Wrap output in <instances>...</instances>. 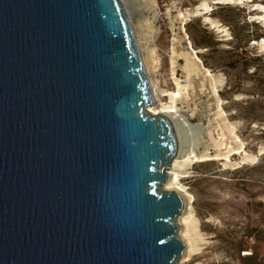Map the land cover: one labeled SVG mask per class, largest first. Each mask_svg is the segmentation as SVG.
<instances>
[{
    "label": "water",
    "instance_id": "1",
    "mask_svg": "<svg viewBox=\"0 0 264 264\" xmlns=\"http://www.w3.org/2000/svg\"><path fill=\"white\" fill-rule=\"evenodd\" d=\"M153 102L122 0H0V264H180Z\"/></svg>",
    "mask_w": 264,
    "mask_h": 264
},
{
    "label": "rangeland",
    "instance_id": "2",
    "mask_svg": "<svg viewBox=\"0 0 264 264\" xmlns=\"http://www.w3.org/2000/svg\"><path fill=\"white\" fill-rule=\"evenodd\" d=\"M124 1L154 97L148 109L158 113L161 105H173L184 155L209 158L177 169L193 197L191 231L198 249L180 264H264V40H259L264 29L247 21L264 14L246 3L155 0L154 8L146 10L141 0ZM201 3L213 9L189 18L182 34L175 31L178 13L194 12ZM146 19L149 24L137 28V21ZM177 33L184 38L180 43ZM193 38L206 46H195ZM188 41L202 66L224 80L220 102L199 64L179 56L190 54ZM188 66L193 73L187 80ZM245 153L252 159L244 161ZM178 194L185 208L188 200Z\"/></svg>",
    "mask_w": 264,
    "mask_h": 264
},
{
    "label": "bare ground",
    "instance_id": "3",
    "mask_svg": "<svg viewBox=\"0 0 264 264\" xmlns=\"http://www.w3.org/2000/svg\"><path fill=\"white\" fill-rule=\"evenodd\" d=\"M122 1H123L124 5L127 9L128 14H129V10L127 8V3L124 0H122ZM141 1H142L141 2L142 6H144V9H146V10L153 9L155 4H156L155 0H141ZM245 3L247 5L253 4L252 7H254L255 10H258L260 13L264 14V6L261 3V0H213L212 1V4H216V5H219V4L241 5V4H245ZM212 9L213 8H211V5H208L207 3H201L199 6H197L195 8L194 12L186 10V12H184V13H181V12L178 13L176 18L173 20V24L180 21V26L175 31H179V34H182L185 30V28H184L185 24L189 18H191L194 15L195 16L201 15L202 12H204V13L210 12ZM129 18L131 20L130 14H129ZM205 20L207 22H210L213 25V27H216V25L213 22H211V20L209 18H206ZM262 20H264V16L262 17ZM137 22H138L137 28H139V27L143 28V25L145 26V25L149 24L147 19L145 20L144 23H142L140 21H137ZM131 24L133 26L132 20H131ZM133 30H135V27H133ZM176 35H177L176 42L180 43L183 37H179L178 33ZM185 36L187 37L186 34H185ZM189 44L191 45L190 42H189ZM261 44L263 46L264 41ZM191 49H192V46H191ZM187 50L191 51L190 54L189 53L187 54V52L184 53V51H182V53L179 54V56L188 57V58L192 59L196 64H199V68H201V72H202V75H204V79L206 78L209 81V84H210V87L213 91L214 96L220 102L219 90L223 86L224 80L215 76L209 69L202 66L201 60L197 57L196 52L193 49L190 50L189 47H187ZM184 71H186V78L188 77L187 80L190 79V76L192 75L193 71L190 70L189 66L184 67ZM200 73L197 71V75H200ZM191 78H192V76H191ZM185 88L186 87H183L184 90H185ZM178 95H179V93L177 94V96ZM174 96L175 95H173V97ZM148 111L151 114H160V115L166 116L172 122L174 129H175V132H176L177 139H178V144H179L178 155L174 159L172 167L170 168L169 180L165 184L164 190H171V191L173 190V191H176L178 193H183L184 197H186L188 200V203H186V206L184 208V211L182 212V215L178 219V223L180 224V226H182V227L185 226V229L182 228L180 231V236L182 238V241L186 245V251H185V256H184V260H185L188 257L192 256L194 253H196L198 249H197V246L195 245L196 241L193 239L192 231H191V225L193 226V212H192V207H189V206L193 201V197L181 185V175L177 172V169L185 168V167L189 166V164H192L194 161L195 162H199V161L201 162L203 160H208L209 158L205 155L199 157V156L195 155L193 152H190L188 155L187 154L184 155V151L182 148L183 142L180 139L179 128H178L179 127L178 126V118L179 117L177 116V111L175 110V107H173V105L172 106L161 105L160 111L158 113H153L151 108L148 109ZM222 113H223V111H222V109H220V114H222ZM231 152H232V149H231V151L228 152V154L225 155V159L229 160ZM244 155H245L244 161H249L252 159V157L247 155L246 153Z\"/></svg>",
    "mask_w": 264,
    "mask_h": 264
},
{
    "label": "trees",
    "instance_id": "4",
    "mask_svg": "<svg viewBox=\"0 0 264 264\" xmlns=\"http://www.w3.org/2000/svg\"><path fill=\"white\" fill-rule=\"evenodd\" d=\"M248 21V20H247ZM250 23V22H249ZM256 24V23H255ZM256 25H258V24H256ZM261 27V26H260ZM263 29V28H262ZM264 38H260L259 40L261 41V40H263ZM193 43H194V45L195 46H198V47H201V46H206V43L204 42V40L202 39V40H195L194 38H193Z\"/></svg>",
    "mask_w": 264,
    "mask_h": 264
},
{
    "label": "built area",
    "instance_id": "5",
    "mask_svg": "<svg viewBox=\"0 0 264 264\" xmlns=\"http://www.w3.org/2000/svg\"><path fill=\"white\" fill-rule=\"evenodd\" d=\"M262 2H264V0H262ZM248 21L249 22H254V23H256V24H258V25H260L261 26V23H263L264 22V20H262V18H260V20H256V19H254V20H252V21H250L249 19H248ZM263 29H264V26H261ZM264 40V39H263ZM263 40H261L260 42H262ZM255 43H257V42H255Z\"/></svg>",
    "mask_w": 264,
    "mask_h": 264
}]
</instances>
